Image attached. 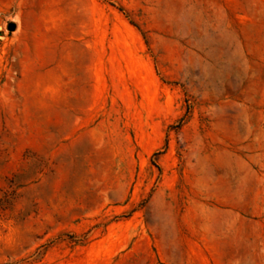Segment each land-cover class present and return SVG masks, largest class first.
<instances>
[{"label":"rangeland","instance_id":"obj_1","mask_svg":"<svg viewBox=\"0 0 264 264\" xmlns=\"http://www.w3.org/2000/svg\"><path fill=\"white\" fill-rule=\"evenodd\" d=\"M0 264H264V0H0Z\"/></svg>","mask_w":264,"mask_h":264},{"label":"water","instance_id":"obj_2","mask_svg":"<svg viewBox=\"0 0 264 264\" xmlns=\"http://www.w3.org/2000/svg\"><path fill=\"white\" fill-rule=\"evenodd\" d=\"M7 27H8L9 30L14 29L15 28V24L14 23H9Z\"/></svg>","mask_w":264,"mask_h":264}]
</instances>
